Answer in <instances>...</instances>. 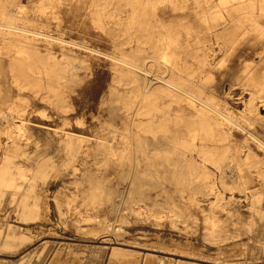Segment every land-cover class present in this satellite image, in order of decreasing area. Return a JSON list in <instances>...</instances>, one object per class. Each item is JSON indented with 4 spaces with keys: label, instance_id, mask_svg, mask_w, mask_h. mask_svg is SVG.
I'll use <instances>...</instances> for the list:
<instances>
[{
    "label": "rangeland",
    "instance_id": "rangeland-1",
    "mask_svg": "<svg viewBox=\"0 0 264 264\" xmlns=\"http://www.w3.org/2000/svg\"><path fill=\"white\" fill-rule=\"evenodd\" d=\"M233 3L201 75L202 108L232 120V151L222 170L190 160L205 180L173 172V122L141 153L137 68L144 56L155 69L156 16L202 35L229 4L206 18V0H0V168L9 157L21 171L0 188V264H119L115 248L130 264H264V0Z\"/></svg>",
    "mask_w": 264,
    "mask_h": 264
},
{
    "label": "bare ground",
    "instance_id": "bare-ground-1",
    "mask_svg": "<svg viewBox=\"0 0 264 264\" xmlns=\"http://www.w3.org/2000/svg\"><path fill=\"white\" fill-rule=\"evenodd\" d=\"M224 1L225 3L229 4L227 9L230 11L228 10L229 12H227L226 16L222 15V13L214 12L215 20L211 22L210 26H207L205 30L202 31V35H200L201 33L193 34L190 31L187 23H183V20L186 21V18H178L177 20L175 19L173 22L175 24L171 25V23L166 24L163 21V18L156 16L154 18L155 32L151 37L153 44L152 53L149 55L152 58V66H154L155 69L150 71L146 69L144 64V56L140 57V66L137 68L139 91L137 112L138 116L140 117L139 125L141 131L138 135V138L139 140L141 139L142 142L140 148L141 153L143 155L146 154V140L148 138V134H150L154 140L156 138L162 139L165 137V135H167V133H169L166 130V124L169 121L173 122L174 129L170 136V149L168 150V153L176 157V161L172 164L174 168L173 172L178 173L181 167H185L188 169L189 176H197L198 178H203L205 180L207 179V174L203 171H197V173L194 172L195 166H197V170H200V167L195 163L190 162V160H192L194 156H197L204 162H210L217 170H222L224 167L223 164L226 163L228 155L232 151V148L229 144L232 134L230 131L224 130L225 122L231 123L232 120L226 116L222 117V119H218L209 115L205 109L202 108L204 107V104L202 103L201 99L203 92L201 75L204 73L205 68L211 64L209 57L210 52L213 51L212 46L214 40L216 43L218 42L219 37L226 33L227 28L231 24L232 20L230 12L231 10H234V0ZM246 1L249 3L251 2V0ZM206 3L209 4V8L204 11V15L207 18L212 14L210 10L213 7L214 0H206ZM0 7L2 8L3 5L0 4ZM217 21L220 22V25L224 30V33L221 35L216 34L217 30L215 27L218 26ZM248 24L252 28H257L258 26L256 19L252 16H250L248 19ZM228 36L230 37L231 35L228 34ZM206 42H208V44H206ZM138 43L141 53H145L146 50L143 41H139ZM239 54L241 55V53ZM189 57L195 61V64L194 62L189 61ZM249 66L250 64L248 65V68ZM230 75L231 74H229V76ZM249 100L248 106L254 107L253 98H250ZM196 102H198L199 105H196ZM166 104H168L167 106L175 105L176 109L174 108L172 110V114L167 112L165 113L164 107ZM7 117L8 116H6V118ZM1 123H3V121ZM21 130L22 126L17 125H13L8 129L11 145L10 147L6 148V150L8 149V151L12 153L13 156L19 155L21 153L20 149L16 146L17 134H19ZM116 138V135H111V139L115 140ZM68 151H70V149ZM111 155L113 156L114 154L111 153ZM248 155L249 154L246 152L243 154L244 160H248ZM188 156H190L189 164L183 165L182 163L183 166H181L179 159L183 157L187 158ZM4 162V166L0 168V188L2 186H7L8 184L6 183H9L5 182V177H8L6 175L13 177L14 172L11 171L12 168L16 174H20L21 172L18 167L10 163L9 157H6ZM43 164L40 166L41 172L45 169V167L48 166L47 164ZM227 167H230V165H227ZM45 171L46 169L44 170V173ZM261 174H263V172ZM10 183L9 185H13V183ZM225 186L228 185L225 184ZM9 187H14V185ZM241 187L246 188V184L242 183ZM29 215V217L33 219L35 217V212H32ZM209 224L211 230H213L215 228L213 221H209ZM12 235L14 236V234ZM122 249L115 248V250H112L110 254L115 256L118 261L120 260L122 263L124 262V264H130L131 257L125 256ZM186 254L187 253H185V255ZM120 261L118 262L119 264L121 263ZM136 262L138 261L136 260ZM180 262V264H184L185 261Z\"/></svg>",
    "mask_w": 264,
    "mask_h": 264
}]
</instances>
